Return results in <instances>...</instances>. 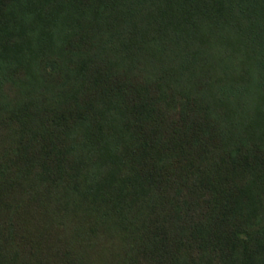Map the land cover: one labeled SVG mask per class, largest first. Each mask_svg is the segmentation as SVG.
<instances>
[{"label":"trees","instance_id":"16d2710c","mask_svg":"<svg viewBox=\"0 0 264 264\" xmlns=\"http://www.w3.org/2000/svg\"><path fill=\"white\" fill-rule=\"evenodd\" d=\"M0 264H264V0H0Z\"/></svg>","mask_w":264,"mask_h":264}]
</instances>
